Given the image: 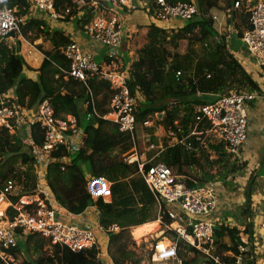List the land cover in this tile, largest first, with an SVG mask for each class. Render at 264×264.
<instances>
[{
	"label": "trees",
	"instance_id": "trees-1",
	"mask_svg": "<svg viewBox=\"0 0 264 264\" xmlns=\"http://www.w3.org/2000/svg\"><path fill=\"white\" fill-rule=\"evenodd\" d=\"M166 1L192 2L196 5L198 14L177 28H165L155 23L141 26L130 37L135 58L130 62L126 73L127 85L134 97L135 125L132 133L120 130L112 120L102 117L110 111L112 89L108 81L91 75L87 78L86 84L71 80L58 82L44 73L54 72L49 64L50 60L61 68L68 67V61L60 53V49L71 41L69 35L61 29L52 28L44 19L32 16L30 0H9L4 4L15 10L20 19L21 34L27 40L34 42L44 38L49 42L50 50L43 49L42 45H39V48L50 60L43 61L40 67L42 75L39 79L33 80L23 74L24 67H27L23 57L16 53L15 47L8 48L2 41L0 102L5 101L7 105L15 104L31 109L48 99L56 115L63 117L60 112L71 114L77 119V126H80L76 100L84 99L86 104L84 110L91 123L87 133L82 137L83 146L75 151H69L63 146L52 150L49 153L50 163L45 177L57 203L69 214L79 215L87 208L95 207L98 224L103 229L106 230L113 223L119 227L117 231H105L106 254L111 264H142V256L133 250L134 246L131 247L133 240L130 236V227L154 221L157 219L158 209L154 218L142 214L137 220L133 219V212L141 213L146 209L147 203L140 199L143 206L139 207L134 196L130 197L126 192L119 196L117 185L138 173L137 163L128 164L122 159L104 162L103 157L108 151L118 148L123 154L137 153L141 156L143 148L149 147L148 150L151 152L148 153L144 168L163 162L172 168L187 187H200L214 182L230 187L229 177L242 173L247 165L239 156L228 152L225 144L218 139L207 137L203 142H199L190 137L191 149H187L178 140L187 136L194 128L198 131L202 129V124L196 126L195 114L199 106L210 102L206 95H216L218 99L233 92L260 93L258 83L231 51L226 36L217 34L213 27V16L209 13L210 9L224 3L220 8L229 14L234 22L236 38L240 39L244 30L250 27V8L257 0ZM78 2L79 0H54V8L58 12L69 10L65 18L71 17L75 25L82 29L94 14L89 7H78ZM236 2L238 6H235ZM150 6L151 8L155 6V0L150 2ZM146 11L150 12L149 9ZM207 40L212 43L210 41L203 43ZM107 63L110 64V61ZM54 83L57 84L56 87ZM10 91L14 95L12 98L7 95ZM146 121L150 124H145ZM158 128L162 129V136L157 133ZM33 129L36 144L41 145L42 134L38 125L34 124ZM143 140L145 142L142 144ZM23 144L13 132L0 127V185L10 178H15L16 168L13 163L18 157L21 158L22 164L28 163L31 158L34 159L32 146L27 145L31 153L29 155L21 151ZM150 145L153 147L150 148ZM84 147L90 148L92 153L87 155ZM62 156H67L69 160L61 161ZM201 160L208 166L207 169L203 167ZM62 163L67 165L62 169L64 171L60 170ZM83 164L90 170L89 175L104 176L112 182L110 202L102 198L93 199L86 192V177L82 176ZM193 165L198 166L197 173L191 174L185 170L186 167L191 168ZM61 173L69 174L66 177L68 184L59 183ZM21 179L18 177L23 188L17 190V194L12 197L13 200L22 194L38 192L34 180H31L32 188L29 189L26 181ZM253 180L251 175L245 184L243 205L238 209L246 221L244 230L237 225H230L225 220L214 223L213 254L230 259L224 254L227 252L236 254L239 246L243 245L245 250L242 253V264H256L257 261V253L251 244L254 214L252 197L255 193ZM40 196L48 200L41 192ZM120 201L126 203V208L119 207ZM116 215L125 221L117 224L114 221ZM162 217V224L170 223L167 215ZM242 232L247 235L246 243L241 239ZM6 252L13 257L20 254L26 256L29 252L35 255L34 258L26 257L25 264H105L99 256L101 252L99 246L72 251L68 247L52 244L37 233L24 234L17 245ZM177 253L181 264H213L210 258L179 238ZM149 257L150 253L147 258ZM0 264L5 263L0 261Z\"/></svg>",
	"mask_w": 264,
	"mask_h": 264
},
{
	"label": "built area",
	"instance_id": "built-area-1",
	"mask_svg": "<svg viewBox=\"0 0 264 264\" xmlns=\"http://www.w3.org/2000/svg\"><path fill=\"white\" fill-rule=\"evenodd\" d=\"M9 0H0V43L9 32L19 33L20 19L11 7L4 5ZM33 11L46 14L49 19L57 20L66 16L69 10L58 12L54 8V0H30ZM139 4L133 0H79L78 7H89L93 12L92 19L84 26L85 33L95 43L111 48L110 56L115 54L122 44L123 37L130 30L120 20L122 10L130 12ZM238 6V2L235 3ZM157 21L169 22L172 19L192 20L198 10L192 2H168L155 0L152 8ZM250 27L245 29L240 40L264 71V0H257L250 8ZM67 59L68 67H59L55 80H71L86 84L91 75H96L110 83L112 89L110 111L102 116L112 120L120 130L130 133L134 130L135 116L133 113L134 97L127 85V73L115 70L93 60L75 41H69L60 49ZM179 74V72L177 73ZM256 92H233L229 95L207 102L198 107L195 114L196 126L202 124L201 130L195 128L178 142L187 149L192 148L189 138L203 142L205 138H215L225 144L226 150L238 156L248 138L247 106L255 100ZM0 102V127L13 132L21 119L22 107L15 104L7 105ZM29 110V109H28ZM32 123L38 125L42 134L40 149L49 154L59 146L69 151H75L71 134L77 127V119L73 115L60 117L56 115L48 99L43 100L33 113ZM149 125L150 122L146 121ZM171 134V132L169 133ZM153 146L150 145V148ZM87 155L90 148H83ZM137 153L126 155L124 161L128 164L137 163V172L154 197L157 204V221L162 229V235L150 244V257L142 259V264H181L177 253V238L194 247L201 254L213 261V264H242V253L245 248L239 246L238 253L227 252L223 259L213 254L214 250V219L211 217L218 205L215 182L200 187H187L173 172L172 168L163 162H157L144 168V159H139ZM67 156L61 161L66 162ZM63 168V167H62ZM86 192L93 199L110 200L112 197V182L104 176L88 175ZM15 181L10 178L0 185V261L12 264L13 256L6 252L14 248L26 233H37L48 239L52 244L65 246L72 251H81L98 247L97 230L91 225H85L63 217L58 209L44 200L40 194L26 193L16 200ZM142 207L141 202L138 203ZM171 220L162 224V216ZM264 228V217L260 221ZM104 232L117 231L119 227L113 223Z\"/></svg>",
	"mask_w": 264,
	"mask_h": 264
},
{
	"label": "crops",
	"instance_id": "crops-1",
	"mask_svg": "<svg viewBox=\"0 0 264 264\" xmlns=\"http://www.w3.org/2000/svg\"><path fill=\"white\" fill-rule=\"evenodd\" d=\"M139 4L134 10L127 12L122 10L119 13L120 20L125 24L126 29L130 30L129 35H125L122 40V44L119 48L116 49L115 54L110 56L111 48L106 46H101L90 39V37L85 33L84 28H79L75 25L72 18H60L57 20L49 19L46 14L39 11H33L32 16L40 17L44 19L52 28H58L63 30L67 35H69L71 41L77 42L85 53H88L92 56L93 60L99 58L97 63L102 65L109 66L115 70L127 72L130 62L135 58V52L132 47V43L129 41L132 34L137 31L141 26H148L151 23H155L158 26L165 28H177L185 24V21L180 19H172L169 22L157 21L154 17L153 11L150 5L152 0H133ZM224 6V3H220L218 7H214L209 10V13L213 16L214 23L213 27L216 30L218 35H225L226 42L228 46L233 48V53L239 59L243 67L250 74V76L258 83L260 87V93H257L255 100L250 102L247 106V117H248V138L245 144L242 146L238 156L241 160L247 163L245 170L242 174L234 175L236 179L229 178L231 181L230 187H225L219 182H215V189L218 196V205L216 210L212 214V218L215 222L225 220L230 223L234 221V213L239 209V206L243 205L244 202V188L248 178L252 175L253 186L255 187V193L252 197L254 201V214L252 218V239L251 244L254 250L257 253L256 264H264V228L260 227V221L264 217V71L258 65L254 57L248 52L245 46L241 45L239 42L240 39L236 38L235 30L233 27V21L230 19L229 14L220 7ZM147 9L150 12L146 11ZM86 25V24H85ZM84 25V26H85ZM144 32V30H143ZM14 33V32H13ZM15 36L6 37L3 42L7 45L8 48H14L16 53H19L27 67H24L23 74L33 80L39 79L43 71H40V67L43 61L48 59L39 48V45H42V48L45 50H50V44L48 41H45L44 38H40L34 42L27 40L22 34L14 33ZM210 41V40H209ZM208 40L203 43H210ZM212 43V42H211ZM205 46H207L205 44ZM235 47V48H234ZM110 61V64L107 63ZM51 67L54 69V72L47 71L44 72L48 76L55 78L57 74V69L59 70V65L55 62L49 61ZM54 82V81H53ZM56 87L57 84L54 83ZM63 92V91H62ZM9 97H13V92L7 94ZM210 97V102L216 100V95H206ZM81 99V98H79ZM78 99L76 100L77 104ZM83 106L85 109V102L83 100ZM23 108V107H22ZM36 111V107L31 109L23 108L21 109V119L18 121L17 126L13 130V133L16 134L24 143L32 146L33 154L36 153L39 149L40 144H36V134L33 129L34 124L32 123V115ZM61 116L71 115L66 114L65 112H60ZM33 129V130H32ZM83 133L79 130V126L76 127L75 131L71 134L72 144H74V149L78 150L83 146ZM36 155V154H35ZM49 159V154H46ZM47 164V163H46ZM46 171V165L42 172ZM233 182H237V185H234ZM42 185L40 188L47 186ZM38 187V186H37ZM234 187H237L236 192H232ZM49 195H52L49 194ZM50 197V196H49ZM52 197V196H51ZM52 202H49L52 204ZM54 205V203H53ZM59 213L68 220L73 222H78L85 225H91L96 228L99 247L101 249L100 258L105 264H111V261L106 254V240L107 236L105 232L100 228L98 224L97 213L94 208L89 207L83 213L79 215L67 214L62 210H58ZM240 214V213H239ZM242 222L238 224L241 230H244V224L246 221L241 217ZM157 227L147 232L146 235L150 237V242L155 240L157 237L162 235V229L159 225L157 219L154 221ZM150 224V223H148ZM142 225V224H140ZM139 226V225H138ZM137 226L133 227L136 228ZM241 239L244 243L248 242L247 235L243 232L241 233ZM15 260L16 257H13ZM13 264V263H12Z\"/></svg>",
	"mask_w": 264,
	"mask_h": 264
},
{
	"label": "rangeland",
	"instance_id": "rangeland-1",
	"mask_svg": "<svg viewBox=\"0 0 264 264\" xmlns=\"http://www.w3.org/2000/svg\"><path fill=\"white\" fill-rule=\"evenodd\" d=\"M239 41H240L239 43L243 46V42L241 40H239ZM184 44H185V41H183V47H184ZM233 50L234 49L231 48L232 52H233ZM95 60L98 62L99 58H95ZM206 97L208 99L210 98L208 96H206ZM83 100H84L83 98L78 99L77 107H78L79 120H80L79 130L83 134H85V133H87V131L89 129V125H90L91 121L88 119V117L85 113L84 106L82 104ZM157 133L162 136V129L158 128ZM15 136H17V135L15 134ZM144 142L145 141L143 140L142 144ZM27 145H28L27 143H24L21 151L30 155L31 154L30 149ZM148 148L147 147L145 149L143 148V154L141 156H139L140 157L139 159L146 160L148 158V155L151 152L148 150ZM37 150L38 151L36 153H34V159L31 158L28 161V163H26V164L21 163L20 157H18V159H16L14 161L13 164L16 168V174H15V178L13 180L15 181L16 189L18 190L20 188H23V184L21 183V181L18 180V177L22 178L21 180L26 181V185L29 189L32 188L33 182H31V180L32 181L34 180L36 187L38 186L37 187L38 193L39 194H40V192L43 193L46 196V198L48 200H50V202H52L51 200H53L54 206L58 210H62L68 214V211L65 210L64 208H62L59 203H57L55 196L53 194L49 195V194H51V190L48 186L47 178L45 177L46 171L45 172H42V171H43L45 165H46V170H47L49 163H50V159H48V156H46L47 153H45V151H42L41 149L40 150L37 149ZM126 155H129V154L128 153L123 154L119 151L118 148H114V149H111L110 151H108L107 154H105V156L103 157V161L104 162L105 161L111 162V161L120 160V159L124 160ZM68 160L69 159H67V161ZM201 163H202L203 167L205 169H207L208 166L204 163L203 160H201ZM65 167H67L66 163L65 164L62 163L60 170L64 169ZM197 167H198L197 165H193L191 168L186 167L185 170L191 174H195L198 172ZM62 171H64V170H62ZM89 173H91L90 170H88L87 166L83 164L82 165V176L84 178L85 177L87 178ZM239 174H242V173H239ZM67 176H69V174L61 173V177L59 178V183L61 185L68 184V179H66ZM229 178H233V179L235 178L236 179V177H234V176H230ZM127 179H129V180L124 182V183H119L117 185V187L119 189V196L124 195V192H126L128 196H130V197L134 196L135 197V201L137 204L139 202H141L140 199H143L147 203L146 209L143 210L141 213L139 211H137V213L133 212V215H132L133 219L137 220L138 218L141 217L142 214H144V215L147 214L148 218L156 217L157 204H156V202L154 203V197L152 196L150 191L147 189V187H146V185L142 179V176L139 173H136L134 176L131 175V176L127 177ZM233 184L237 185V182H233ZM42 185L47 186V187L43 186L44 188H40ZM231 191L236 192L237 187H234V190L232 189ZM111 199L105 200V201L110 202ZM118 204H119V207L121 209L126 208L125 202L120 201ZM92 208H94L96 211L95 207H92ZM116 217H117L116 220L114 217V221L117 224H120V223H122V221H125L124 219H122L121 217H119L117 215H116ZM233 219H234V221H230V223L228 222L230 225H238L242 222L238 210L235 211ZM127 221H128V215H127L126 222ZM148 223H150V226H149L150 228H148V229H144L143 224L137 226L136 228L130 227V229H131V232H130L131 235L130 236L133 240V245L131 247L134 246L133 250L138 255L142 256V258L144 260L147 259V256L149 254L150 244H151L150 237L146 234H147V232L152 231L157 227V224L155 222H148ZM26 257L34 258L35 255H32L30 252L28 254H26V256H24L23 254H20V255L16 256V259L12 263L13 264H25L24 261H25Z\"/></svg>",
	"mask_w": 264,
	"mask_h": 264
},
{
	"label": "bare ground",
	"instance_id": "bare-ground-1",
	"mask_svg": "<svg viewBox=\"0 0 264 264\" xmlns=\"http://www.w3.org/2000/svg\"><path fill=\"white\" fill-rule=\"evenodd\" d=\"M149 226H150V224H148V223L143 224V228H144V229H148V228H150Z\"/></svg>",
	"mask_w": 264,
	"mask_h": 264
},
{
	"label": "water",
	"instance_id": "water-1",
	"mask_svg": "<svg viewBox=\"0 0 264 264\" xmlns=\"http://www.w3.org/2000/svg\"><path fill=\"white\" fill-rule=\"evenodd\" d=\"M8 36H11V37H13V36H15V34L13 33V32H9L8 34H7V37ZM16 51H18V48H17V50Z\"/></svg>",
	"mask_w": 264,
	"mask_h": 264
}]
</instances>
